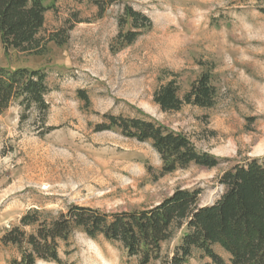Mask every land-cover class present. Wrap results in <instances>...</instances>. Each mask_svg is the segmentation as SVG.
Listing matches in <instances>:
<instances>
[{
	"label": "rangeland",
	"instance_id": "obj_1",
	"mask_svg": "<svg viewBox=\"0 0 264 264\" xmlns=\"http://www.w3.org/2000/svg\"><path fill=\"white\" fill-rule=\"evenodd\" d=\"M101 1L102 9L89 0H42L41 49L4 55L0 44V67L40 70L49 89L46 111L13 101L0 115V237L33 208L144 211L176 189L196 188L205 207L221 196L223 171L264 158V0ZM125 7L144 14L151 27L122 46L117 36L130 30ZM204 73L216 90L211 107L183 104L164 112L153 101L168 82L182 99ZM104 115H145L219 163L162 173L149 142L96 131ZM182 233L149 264L171 256ZM63 250L64 264H139L119 243L81 233L69 255ZM11 255L0 244V264ZM189 264H199L196 253Z\"/></svg>",
	"mask_w": 264,
	"mask_h": 264
},
{
	"label": "trees",
	"instance_id": "obj_2",
	"mask_svg": "<svg viewBox=\"0 0 264 264\" xmlns=\"http://www.w3.org/2000/svg\"><path fill=\"white\" fill-rule=\"evenodd\" d=\"M102 9L101 0H89ZM46 7L42 0H0V44L4 55L10 50L37 52L42 45L38 34L44 24ZM130 30L120 34L122 46L149 29L142 14L125 7ZM122 24H120V27ZM208 73L194 81L182 99L174 82L161 86L153 101L164 112L178 110L183 104L199 108L214 104L215 88ZM49 92L46 74L27 68L0 67V115L13 101L25 110L44 112V97ZM96 131L116 130L125 138L149 142L159 159L162 173L186 169L191 164L203 168L218 165V159L197 151L182 133L173 132L149 117L104 115ZM218 184L221 196L211 205L199 204L202 189H176L156 207L144 211L106 213L72 205L64 211L28 209L18 223L0 237V244L13 251L7 264H64L60 250L69 255L76 233L87 238L120 244L139 264L160 260L163 243L178 230L183 233L171 256L161 264H189L197 254L199 264H264V158H252L222 172ZM228 255L224 260L214 249Z\"/></svg>",
	"mask_w": 264,
	"mask_h": 264
}]
</instances>
